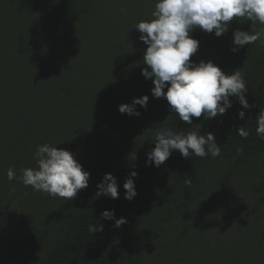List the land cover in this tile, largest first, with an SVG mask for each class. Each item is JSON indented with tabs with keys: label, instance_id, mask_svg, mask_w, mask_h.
Listing matches in <instances>:
<instances>
[{
	"label": "trees",
	"instance_id": "1",
	"mask_svg": "<svg viewBox=\"0 0 264 264\" xmlns=\"http://www.w3.org/2000/svg\"><path fill=\"white\" fill-rule=\"evenodd\" d=\"M156 2L0 0V264H181L189 249L202 255L195 264H264V140L255 131L264 110V43L231 51L234 31L251 30L246 18L231 22L221 37L191 33L199 41L191 60L198 63L204 47L221 46L218 67L228 75L242 70L246 99L255 107L242 109L230 97L223 116L202 115L192 125L169 108V121L157 126L212 132L219 157L185 159L173 151L161 166H146L156 127L137 136L109 121L114 134L82 168L90 173L89 186L73 200L7 177L9 168L19 177L21 169L38 167V145L74 154L79 136L115 112L132 67L144 65L147 46L135 26L153 19ZM244 126L247 138L236 134ZM133 171L137 195L128 201L123 184ZM106 173L117 180L118 199L96 195ZM216 197L242 218L244 225H231L233 243L199 222L200 205ZM104 210H114L115 218L102 219ZM121 217L126 223L117 228Z\"/></svg>",
	"mask_w": 264,
	"mask_h": 264
},
{
	"label": "clouds",
	"instance_id": "2",
	"mask_svg": "<svg viewBox=\"0 0 264 264\" xmlns=\"http://www.w3.org/2000/svg\"><path fill=\"white\" fill-rule=\"evenodd\" d=\"M151 16L153 19L150 21L142 20L135 26L141 34L140 41L147 46L143 55L146 67L141 74L152 80V96L163 97L170 111L178 114L179 120L192 125L193 118L202 115L205 120L223 116L232 107L230 97H235L242 109L255 107L246 99L248 88L242 70L228 75L212 61L201 60L197 64L191 60L198 51L199 41L190 34L200 29L221 37L228 32L231 22L246 18L250 21L251 30L234 31L231 51L235 53L257 40L264 43V28L255 30L257 23L264 25V0H157ZM148 99V96L134 98L131 104L119 105L118 111L138 117L140 112L136 111V106L146 109ZM244 117L245 111H239L238 118L243 120ZM256 125L257 136L264 140V110L259 111ZM195 127L197 131L187 134L156 127L155 147L147 153L146 166H161L173 151H178L185 159L193 155L204 158L209 154L212 158L219 157L221 146L216 143L215 134H201L199 126ZM236 134L247 138L249 132L244 126L239 127ZM236 151L239 154L242 149L237 148ZM34 156L38 167L21 169L19 177L9 168V181L19 179L34 191L70 201L76 198L79 191L88 188L90 173L82 169L73 153L46 143L37 146ZM137 175L135 171L131 172L123 184L124 199L128 201L137 195L134 183ZM97 188L96 195L119 198L117 180L110 173L104 175ZM10 190L14 192L15 188ZM101 218L113 220L115 211L104 210ZM125 223V218L121 217L115 220L114 226L119 228ZM90 231L96 230L90 227Z\"/></svg>",
	"mask_w": 264,
	"mask_h": 264
},
{
	"label": "rangeland",
	"instance_id": "3",
	"mask_svg": "<svg viewBox=\"0 0 264 264\" xmlns=\"http://www.w3.org/2000/svg\"><path fill=\"white\" fill-rule=\"evenodd\" d=\"M205 53L198 59V63L203 60L204 62L212 61L215 65L220 63V51L222 47L212 45V47H204ZM197 63V64H198ZM146 65L141 63L135 64L132 67L130 76L126 79L127 86L120 92L119 99L115 101V112L111 114H105L104 118H99L94 122L88 132L79 136L78 146H75L74 158L82 165V168L93 160L97 156V150L99 145H104L109 141V134L112 133L113 127L109 121H112L116 126L123 131H128L134 135L141 136L145 134L149 129L166 124L169 121V105L167 101L161 98H154L151 93V89L154 87L151 79H146L142 74V70ZM150 70V69H149ZM167 91V89H165ZM148 96V104L146 109L136 106V111L140 112L137 117L135 115L129 116L127 114H121L118 111V106L121 104H131L134 98H140ZM90 158V159H89ZM219 197L215 199L207 200L199 207L198 219L200 224L209 225L214 233L217 229L222 232L220 236L222 241L226 243H233L234 237H231L230 228L234 231L231 225H244L240 214L234 212L232 204L230 207L223 205ZM252 225V222L251 224ZM229 235L230 237H225ZM219 236V235H218ZM166 241H168L166 239ZM160 246L157 249L159 252ZM186 255L179 256V259L183 258L181 264H189L190 261L196 263L198 259H201L202 255L195 249H189ZM156 260V259H155ZM154 260V261H155ZM180 263V262H178Z\"/></svg>",
	"mask_w": 264,
	"mask_h": 264
}]
</instances>
